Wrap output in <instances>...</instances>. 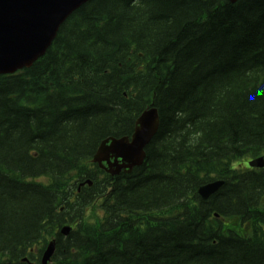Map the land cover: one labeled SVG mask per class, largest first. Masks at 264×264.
<instances>
[{
	"label": "trees",
	"instance_id": "trees-1",
	"mask_svg": "<svg viewBox=\"0 0 264 264\" xmlns=\"http://www.w3.org/2000/svg\"><path fill=\"white\" fill-rule=\"evenodd\" d=\"M151 106L141 166L91 163ZM262 154L264 0H90L0 75V264H39L53 237L52 264H264V169L241 164Z\"/></svg>",
	"mask_w": 264,
	"mask_h": 264
},
{
	"label": "water",
	"instance_id": "water-1",
	"mask_svg": "<svg viewBox=\"0 0 264 264\" xmlns=\"http://www.w3.org/2000/svg\"><path fill=\"white\" fill-rule=\"evenodd\" d=\"M88 1L90 0H0V74L14 73L43 56L61 25ZM157 128L156 109L144 112L137 120L131 138L106 139L100 144L94 162L113 174L119 173L122 168L131 171L143 163L144 148ZM253 165L263 167L264 158L255 161ZM221 185V182L213 183L201 188L199 192L206 199ZM65 229L63 232L67 233L69 228ZM53 251L54 243H51L44 255L43 264H48Z\"/></svg>",
	"mask_w": 264,
	"mask_h": 264
}]
</instances>
